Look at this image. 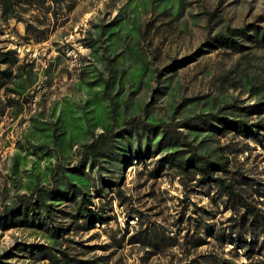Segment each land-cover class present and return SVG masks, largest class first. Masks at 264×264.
I'll return each instance as SVG.
<instances>
[{"label":"rangeland","instance_id":"rangeland-1","mask_svg":"<svg viewBox=\"0 0 264 264\" xmlns=\"http://www.w3.org/2000/svg\"><path fill=\"white\" fill-rule=\"evenodd\" d=\"M1 12L0 264H264V0H14ZM244 28L240 51L217 44ZM130 119L161 128L127 130ZM162 130L181 145L157 149ZM185 144L224 164L213 177L237 197L157 165ZM68 184L103 220L76 217ZM27 200L32 224L1 227Z\"/></svg>","mask_w":264,"mask_h":264},{"label":"trees","instance_id":"trees-1","mask_svg":"<svg viewBox=\"0 0 264 264\" xmlns=\"http://www.w3.org/2000/svg\"><path fill=\"white\" fill-rule=\"evenodd\" d=\"M14 0H0V6L2 8V17L3 18H10L12 17V7H13ZM246 28L244 29H232L228 30L226 33L223 35H217L215 39L217 40V44L219 46L232 49L235 51H240L241 47L237 44H235L233 38L236 36H243L245 37V32ZM255 38H257L258 33H254ZM258 40L264 41V35H260ZM9 54L11 52L4 53V56L2 60L4 62H7L9 60ZM127 124V130L128 129H140L142 131L145 130H150L152 134H155V132L159 131L161 127H158L157 125H149V124H144L141 122H136L134 119H130L129 121L126 122ZM234 132L240 134L241 136L247 137L248 135L254 136L255 132L250 131L247 127L243 126L242 124H235L233 127ZM258 128L261 130H264V125H261ZM102 142V141H101ZM176 142H179V139L177 138L176 134L170 133L169 130H162L159 136V139L157 141V146L159 149L162 145H168L171 149H173L176 145ZM100 141L97 140L93 142L92 144H89L85 146V150L87 154L90 156L94 157V155L98 152L100 149ZM181 145V143H178ZM184 146L187 147V152H180V151H172L171 153H168L161 157L157 161V165L161 167H167L169 168L175 167L179 171L186 173L188 170H193L198 174V176L202 180H207V181H214L218 183L221 189L225 192L227 196L231 197H237V195L232 191V188L229 185L223 184V182L220 179L214 178L213 175L219 171H223L224 164L219 163L217 161H210L206 159L205 157H202L187 144ZM184 154H187V156L184 158ZM116 183L112 182H107L106 187L110 186H116ZM102 188V187H101ZM61 197L64 200H67L71 202L74 205V211L76 213V217L82 218L84 221H86V225L90 226L93 222H99L103 220V217L96 211H93V209L88 208V206H92L89 198H87V195L81 194L78 192L75 186L68 184L67 186L65 185V191L60 192ZM41 196V194H39ZM23 209L20 206H16L15 209L11 211L5 212V215L2 217L3 225L1 227L7 228V227H13L14 224H26L25 222H30L29 224H32L31 221H27L26 219V214L27 210L29 208L35 206L34 202L32 203L31 201L27 200L24 201L22 204ZM43 207L44 211L47 212V209L49 208L47 205L41 204ZM103 210V209H101ZM31 211V210H30ZM247 212H251L248 211ZM252 213V212H251ZM20 218V219H18ZM7 222V223H6ZM47 252H49V249H43ZM42 253V252H41ZM50 253V252H49ZM42 255L47 256L49 258L50 255L46 253H42ZM61 260L63 261L64 264H89L88 262H79V261H74L72 259L67 258L64 254L61 253Z\"/></svg>","mask_w":264,"mask_h":264}]
</instances>
